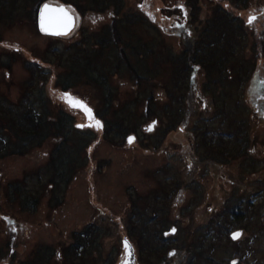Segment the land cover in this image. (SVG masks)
Here are the masks:
<instances>
[{
    "label": "rangeland",
    "instance_id": "rangeland-1",
    "mask_svg": "<svg viewBox=\"0 0 264 264\" xmlns=\"http://www.w3.org/2000/svg\"><path fill=\"white\" fill-rule=\"evenodd\" d=\"M39 1L0 0V100L23 97L36 61L51 73L32 104L40 89L50 120L67 115L71 135L0 158L2 264H66L87 225L97 247L87 244L83 260L76 248L69 264H264V0H48L77 14L60 37L37 27ZM221 11L247 27L239 47L251 78L246 90L227 86L229 108L224 89L212 104L218 72L182 69L188 39L217 28ZM55 52L65 62H49ZM221 105L249 122L244 151H231L239 135L219 137L222 118L231 129L215 115ZM179 107L184 119L172 125L167 111Z\"/></svg>",
    "mask_w": 264,
    "mask_h": 264
},
{
    "label": "trees",
    "instance_id": "trees-1",
    "mask_svg": "<svg viewBox=\"0 0 264 264\" xmlns=\"http://www.w3.org/2000/svg\"><path fill=\"white\" fill-rule=\"evenodd\" d=\"M44 1L46 0H41L38 2V6L34 10L36 16ZM219 14H221L220 17H222L224 20H222L221 23L217 22V28L215 27L214 29L212 26H210L208 28L210 31L208 30L206 33L204 34L202 33L201 35H199L200 41H197V39L195 38L188 39L189 47L187 51L183 52L184 53L183 60L185 67H182V69H187L188 71H190V69L192 68L191 64L195 63L205 66L208 72H210L211 74L213 72L215 73L218 72L220 74L219 79H213L211 84L212 96H214L212 104L217 106L218 103L221 102V98H222L221 90L224 89L223 105L226 104V106L228 107L227 105L228 97L231 96L230 94L232 93V90L231 89L228 90L227 86L230 83H234L236 84L237 89L246 90L247 82L251 78L248 75V72L246 71V67H245L246 60L244 61L242 57H240L242 53L240 52L241 50L239 47V45H241V43H243L244 41L243 38L245 36V32H247V27L242 24H239L240 26L239 25L237 26L236 24H238L237 23L238 17H235L233 14L231 16L229 13L225 11H221ZM36 23H38L37 17H36ZM37 27L40 28L38 25ZM118 28H119L118 22L114 21L113 33L116 40H119V36H120ZM243 31L245 32L242 33ZM94 39H99V37L95 36ZM55 55H56L55 59L48 61L53 63V61L58 60L59 64H60L59 61L61 60L65 62L66 57L61 56V54L57 52H55ZM27 67L30 71V75L26 77L22 83L23 97L16 102H11L8 99H6V101L0 100V119L3 121V125L0 124V158H4L5 156L13 155L15 153L17 154L26 153L27 151L31 150L32 147H36L37 145L42 144L43 141L48 139V136L53 134H57V136L59 134L62 135L64 138L62 142L69 139L71 135V133L68 134V132L70 131L69 127L63 123L65 120L64 117H67V115H65L61 111H58L56 113L57 120L56 121L50 120V118L48 117V109H46L47 98L43 96V93L40 89L38 90V92L41 93L37 97V101H36L37 106L32 104L33 100L32 97L30 96L31 93L35 92V90L38 89V87L40 88L39 86V83L41 82L40 79L42 78L44 80L45 77L50 75L51 70H48L46 67L44 68L40 63L36 61L33 62L27 61ZM235 69L237 70L238 75H240L239 82L237 81L236 73L234 72ZM250 72L252 73V71ZM245 74L246 77L243 76ZM219 83H223L224 85H221ZM179 84L183 88L182 92H184L185 90L188 91L191 88L189 84L183 82ZM236 100H235L236 106L241 107L239 106V103L242 104L241 97L240 98L238 97ZM181 101H183V97ZM222 108L221 110L216 111L215 115L220 118H222V114L224 117L227 116L228 117L227 125L230 126L231 129L229 134H226L225 131H223L224 130L223 121L225 119L222 118V122H221L222 125L219 127V132H218L219 137L229 136L227 138V141H230L231 143L233 140L231 137L236 136L237 139V136L239 135V137H242L244 139L237 140V142H233V143L236 145L238 143H243L241 144L242 147L240 148L235 147L234 150L231 151L232 152H234L235 150L244 151L245 149L244 144L246 145L249 143V139H248L249 130L247 128L249 122H247L243 116H241L242 118L240 119L238 118L235 119V117L233 116L231 117L233 110H228V109L226 110L224 107L223 109L225 110L222 111ZM171 110L173 109H170L167 112L168 114H171L170 118L172 122H174L172 123V125H176V124L178 125L184 119L185 111L183 112L182 108L180 107L177 113L172 112ZM170 127L168 128V130L170 129ZM203 141H205V145L207 147H212L214 150L219 151L222 155H225V157L229 155H234V153H228L227 151L223 150L221 147L220 149H218V146L217 145L214 146V144L210 140H207V138L204 139ZM224 142H226V140H224ZM154 217L155 215H153V218ZM92 230H93L92 225H87L82 232L81 231L76 232L74 235L76 237L74 247H76L79 250L80 249L82 250L80 251L79 254L77 253V257L80 260H83L82 259L84 255L83 253L86 251L87 247H89L87 244L97 247L98 244L97 236L100 235L99 230L98 228L97 230L95 229V231L93 230V232ZM79 235L83 237L85 235H90L91 237L87 239V238L79 237ZM82 240L84 241L82 242ZM72 248L73 245H67L66 252L62 256L63 258H65L64 261H67L66 264H69L68 261L73 260L71 256L73 253H75L76 248L74 249L73 252H72ZM104 262L105 261L103 260L102 263H98V264H112V262L111 263L110 262L104 263Z\"/></svg>",
    "mask_w": 264,
    "mask_h": 264
},
{
    "label": "water",
    "instance_id": "water-1",
    "mask_svg": "<svg viewBox=\"0 0 264 264\" xmlns=\"http://www.w3.org/2000/svg\"><path fill=\"white\" fill-rule=\"evenodd\" d=\"M61 9L64 11L62 12ZM38 26L41 31L49 36H66L77 26V14L66 4L55 3L54 1H44L39 10ZM252 16L250 17V20ZM127 242V252L133 255V244L128 238L123 240V244ZM1 262V261H0Z\"/></svg>",
    "mask_w": 264,
    "mask_h": 264
},
{
    "label": "snow or ice",
    "instance_id": "snow-or-ice-1",
    "mask_svg": "<svg viewBox=\"0 0 264 264\" xmlns=\"http://www.w3.org/2000/svg\"><path fill=\"white\" fill-rule=\"evenodd\" d=\"M61 11L63 12L64 10L61 9ZM252 19H254V17H253ZM249 22H251V20H250ZM73 106H77L76 103H74ZM97 123H98V122H97ZM130 142H131V141H130ZM236 236L238 237L239 234L237 233ZM234 238H235V237H234ZM125 246H126V247H129V246L127 245V242H126V241H125ZM129 254H130V252H129Z\"/></svg>",
    "mask_w": 264,
    "mask_h": 264
},
{
    "label": "bare ground",
    "instance_id": "bare-ground-1",
    "mask_svg": "<svg viewBox=\"0 0 264 264\" xmlns=\"http://www.w3.org/2000/svg\"><path fill=\"white\" fill-rule=\"evenodd\" d=\"M0 264H2V262H0Z\"/></svg>",
    "mask_w": 264,
    "mask_h": 264
}]
</instances>
